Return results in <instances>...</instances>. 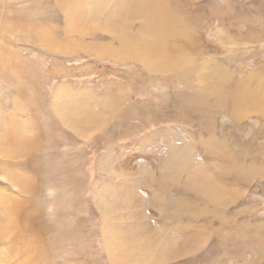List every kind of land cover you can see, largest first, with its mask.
Wrapping results in <instances>:
<instances>
[{"label":"rangeland","instance_id":"obj_1","mask_svg":"<svg viewBox=\"0 0 264 264\" xmlns=\"http://www.w3.org/2000/svg\"><path fill=\"white\" fill-rule=\"evenodd\" d=\"M172 1L189 28L164 20L184 32L164 38V62L182 55L193 59L194 83L218 65L239 80L254 72L264 90V0ZM8 2L21 22L1 5L0 21L9 10L11 24L7 38H0L7 62L0 135L14 116L38 148L34 155H0V198L21 206L15 217L0 204V230L7 235L0 243V264H119L110 258L105 232L119 253L124 245L130 254L129 245L143 240L149 246L142 254L153 261L164 254V261L146 264H264V111H247L248 103L236 110L220 106L214 93L206 99L214 105L209 131L207 121L183 109L191 98L175 78L177 69L158 75L137 59L101 53V47H117L118 40L97 19L90 23L84 11L64 12L56 0ZM200 82L216 92L211 81ZM105 95L114 96L119 108L152 109L144 115L132 111L135 115L115 129L113 119L89 137L75 133L64 118L66 97L88 96L100 110L99 97ZM6 170L27 191L3 177ZM160 202L175 209L163 216Z\"/></svg>","mask_w":264,"mask_h":264},{"label":"bare ground","instance_id":"obj_2","mask_svg":"<svg viewBox=\"0 0 264 264\" xmlns=\"http://www.w3.org/2000/svg\"><path fill=\"white\" fill-rule=\"evenodd\" d=\"M56 2L61 4V6L64 10L62 8L61 9L64 12L65 11L66 12L74 11V12H78L77 15L80 16L79 14H81L84 11L85 17L90 23L92 22V19H97L99 21L98 23L101 25L100 27L103 28V26H102V24H103L105 26L104 28L106 30L107 29L109 30V33L111 34L112 38L118 40V46L117 47H110L109 49L106 48L105 50L102 49V47H101V51H102L101 53L105 52V53H110V54H116L119 56L120 59L122 58V60L133 59V58L137 59V60L142 61L144 63L147 71L154 72L157 74L158 73L163 74V72H165L166 70L168 71V70L173 69V68L177 69L176 70L177 74H176L175 78L177 80H179V82L182 85H185L188 87L184 90V93H188L189 98H191V102L185 103L183 106V109L188 110V111L196 114L200 121H207V124L205 126L208 127L209 131H212V130H210L211 127L208 124V122H209V119L213 113L212 110L214 109V105L211 103L208 104L206 102V99H209V97L214 95V93H217V95L219 96L218 100L217 99L216 100H217V104L220 106H226L227 107L228 105H230V107L235 108V110H236V108H239L240 106L243 107V105L245 103H248L249 105L247 107V111L249 108L250 109L257 108V109L264 111V90L260 89L259 84L261 86H262V84L259 82V77L255 74H252L254 72L248 73L244 79L239 80L235 77V75H233L232 72L228 71L226 69V67L218 65V67H216L215 70L211 71L212 72L211 74H209V75L203 74L202 76L198 75L199 76L198 80L194 83V82H192L193 80H191V77H190L191 73L194 71V69H192L193 68L192 66L194 65L193 59H191L189 57L186 58V56L182 55V57H180V58L177 57V58H173V59L169 60L168 62H164V50L166 49L164 47V38L169 37V36H173V37H177L179 35L182 36L184 33V32H182L183 30H180L179 27L172 26V25L169 26L170 24H164V20L165 19H168V20H170V19L175 20L176 19L175 23H176V21L177 22L179 21L180 23L183 24V27H185L187 29L189 28L186 24L185 19L183 17H179L177 12L175 11L176 9L174 10V8H175L174 3H173L174 1H172V0H56ZM17 3H15V4H17ZM8 4H10L8 2V0H0V7H1V5H5L8 7L7 9L13 10V12L15 14V18L13 17V19H15L16 23L21 22V20L19 19L20 16H18L17 10H15L16 7H14L13 5L9 6ZM82 4L85 5V8H84L85 10L80 11L79 9H75V8L82 6ZM9 10H6V11L4 10L5 11L4 12L5 14L3 13L4 14V21H0V38H7L6 37V30L9 29V28H7V25H9V27H10V24H11V23L7 24V20H8V16H9ZM81 17H83V16H81ZM74 18L77 19L78 17L74 16ZM136 21H138V24L135 26ZM84 22H87V21L85 20ZM89 22H88V24H89ZM133 22H134V24H133ZM95 23H92V25L93 24L95 25ZM20 25H22V24H20ZM80 25H78V26H80ZM108 26H109V28H108ZM27 27H28L27 25L23 24L22 28L27 29ZM11 28H12V26H11ZM94 30H96V29H94ZM42 35L47 36V33L44 31H41V36H40V38L42 40L46 41V39ZM3 49L4 48L2 46V49L0 51L1 52V55H0V84H2L5 81L4 76H6V74H7L6 69H5L7 62H6L5 56H3V52H4ZM181 53H182V51H181ZM202 79L204 80V82L211 81L212 82L211 84H213L216 92H213L212 89L209 90L211 86L209 87V89H206L204 87L201 88L200 84H202V83L200 81H202ZM207 85H205V86H207ZM122 90H124V89H122ZM62 93L63 92L58 91L56 96L59 99L63 98V97H61V95L64 96V94H62ZM79 94L83 95V93H79ZM96 96L98 98V95H96ZM2 97H4V95ZM91 97H92V95H91ZM100 97H99V99H100L99 103H100L101 107L103 106L102 108H100V110L99 109L96 110V108H94V106H93L92 102H90L88 96H86L85 99H81V100H79L80 97L76 100L71 98V97L70 98L66 97L67 103L65 104L66 109L64 110V114L66 112V117H64V118H65L66 122L69 124V126L78 135L83 136V137H89L92 130L104 131V130H106L105 127H106L107 123L113 119H116V122H115L116 125H113L114 126L113 129H115V126H118L121 123H123V121L126 118L128 119L130 116L132 117L133 115H135V113H131L132 111L135 112V110H138V111L140 110V112L142 111L143 113L142 112L141 113L144 115L145 114L144 112H147V111L152 109V108H150L151 106H147V108L144 107L143 109H141V107H139V105H137L136 107H133L130 110H127V109H129L128 107L119 108L118 106H116V101H114V99H115L114 96L105 95L102 98H100ZM93 98H95V97H93ZM97 98H95V99H97ZM179 99H180V97H179ZM182 102H183V100H182ZM56 103H57V101H56ZM19 104L23 105L21 103H19ZM121 104L125 105L126 103L123 104V102H121ZM106 108L109 110V114L103 113L102 109H106ZM61 110H63V109H61ZM222 110H223V108H222ZM240 110H241V112L246 111V109H244V108H241ZM234 113H237V111H235ZM24 121H27V120H24ZM28 121L30 122V120H28ZM28 126L30 127V124H28ZM24 127H23V123L21 121H19L18 118H14V116L11 118V120L9 122H7L6 131H4V134L0 135V155L2 156V158L3 157L7 158V157L13 156V155H23V154L34 155L33 152L38 148V146L36 144L37 142H35V140H31V141L28 140L29 138L26 136V133H25V130L28 131V128L25 129ZM171 155L172 154H170V156ZM172 157H174V156H172ZM22 158H24V157H22ZM175 162H176V160H175ZM20 165H24V164L21 162ZM176 166H178V165H176ZM150 170H151V168H150ZM4 172L1 173L3 177L10 179L14 183H17L19 185V189H21L22 191L23 190L27 191L26 186H24L19 181L20 179L18 180V182H16L17 177H15V175H13L11 172H9L7 170L5 173ZM161 173H162V177H160V179L162 181L160 180V182L164 183V178H163L164 177V166H162V165H161ZM175 177H177V175ZM24 178L25 177L23 176V179ZM172 178L173 177H171V179ZM176 181H175V183H176ZM207 186H205V187H207ZM211 186H214V183ZM215 186H217V185H215ZM209 189H210V187H209ZM204 191H206V190H204ZM7 196H9V195L7 194ZM4 199L0 198V204L4 208L12 211L16 217L18 215V213L21 212V206H19L18 203L15 202L16 200L14 201V199H12L14 201V203H12V204L10 203L11 205L10 204L7 205V203H6L7 201H5L6 199L5 200ZM158 202H159V199H158ZM160 203L161 204H160L159 209H160L163 216H164L165 210L168 211V210L175 209V207H172L171 205L168 207H164V203L163 202H160ZM177 208H178V206H176V209ZM179 208H181V207H179ZM27 216L29 217V220L31 222H35V218H33V219L31 218V213H28ZM28 224H29V222L27 221V223H25L26 228H27ZM145 227L146 228L148 227L147 229H149L152 234L153 233L156 234L158 231L157 228L150 226L149 223ZM9 228H11V227L9 226ZM106 229H108V228L106 227ZM162 234L163 233H161V235ZM104 235H105V241L107 244L106 247H107L108 253L111 256L110 258L119 264H126L127 260H130L132 262L134 261L137 264H142V263L146 264V263H150V262L164 261V254L163 253H162L163 255L154 256L155 258H157V260H154V261L151 260V258H149V256L151 254L146 255L147 252L145 254H142L143 253V252H141V251H143L142 249L148 248V246H149V244H147V247H146L143 244L144 243L143 240H142V243H139V241L136 242L137 241L136 240L134 242V244L129 245V249H130L129 253L130 254L127 255L126 250L128 248L124 249L122 247H125V246L122 245L120 247L121 253H119L116 250L117 244L113 243L112 237L109 236V234H107V232H105ZM158 236H159V234H158ZM6 237H7V235L4 234V232H2L0 230V243L4 242L6 240ZM243 240H245V239L243 238ZM187 241H189V240H187ZM251 242H253V241L251 240ZM180 244H181V242H180ZM156 250L158 251V249H156Z\"/></svg>","mask_w":264,"mask_h":264}]
</instances>
